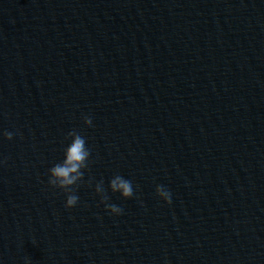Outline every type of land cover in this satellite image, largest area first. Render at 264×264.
Masks as SVG:
<instances>
[{
    "label": "water",
    "instance_id": "95a60500",
    "mask_svg": "<svg viewBox=\"0 0 264 264\" xmlns=\"http://www.w3.org/2000/svg\"><path fill=\"white\" fill-rule=\"evenodd\" d=\"M0 264H264V0H0Z\"/></svg>",
    "mask_w": 264,
    "mask_h": 264
},
{
    "label": "clouds",
    "instance_id": "9594fccd",
    "mask_svg": "<svg viewBox=\"0 0 264 264\" xmlns=\"http://www.w3.org/2000/svg\"><path fill=\"white\" fill-rule=\"evenodd\" d=\"M85 126H91L90 117L84 119ZM70 141L66 144L63 151L62 162L53 165L49 170V183L60 188H68L73 185L81 176V169L85 167L89 157V150L86 147L85 139L78 133H69ZM5 139H11V133L4 134ZM113 191L119 190L124 198L131 197V183L121 177H116L110 182ZM156 195L165 203H170V192L161 185L156 186ZM77 197L69 195L66 199L65 208H72L77 203ZM109 214L120 215L121 208L116 205H105Z\"/></svg>",
    "mask_w": 264,
    "mask_h": 264
}]
</instances>
